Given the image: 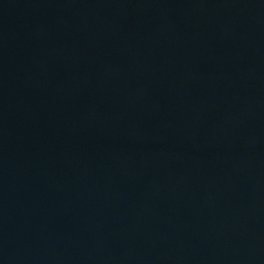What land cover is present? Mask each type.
I'll return each mask as SVG.
<instances>
[{
	"label": "water",
	"instance_id": "obj_1",
	"mask_svg": "<svg viewBox=\"0 0 264 264\" xmlns=\"http://www.w3.org/2000/svg\"><path fill=\"white\" fill-rule=\"evenodd\" d=\"M0 242L264 264V0H0Z\"/></svg>",
	"mask_w": 264,
	"mask_h": 264
}]
</instances>
